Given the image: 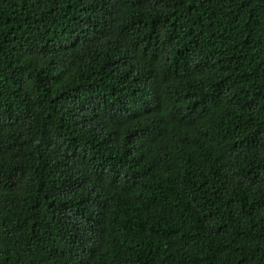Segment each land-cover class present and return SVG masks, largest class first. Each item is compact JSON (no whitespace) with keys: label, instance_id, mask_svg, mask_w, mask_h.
<instances>
[{"label":"trees","instance_id":"1","mask_svg":"<svg viewBox=\"0 0 264 264\" xmlns=\"http://www.w3.org/2000/svg\"><path fill=\"white\" fill-rule=\"evenodd\" d=\"M0 264H264V0H0Z\"/></svg>","mask_w":264,"mask_h":264},{"label":"clouds","instance_id":"2","mask_svg":"<svg viewBox=\"0 0 264 264\" xmlns=\"http://www.w3.org/2000/svg\"><path fill=\"white\" fill-rule=\"evenodd\" d=\"M143 22L144 19L138 17H131L126 20V23L134 30H140ZM159 158L165 166L160 169L152 166L146 174L140 175L137 181L138 184L135 186H138V188L136 190L134 188L133 200L139 203L144 209L150 207L148 203H152L153 197L157 194V186L168 184L173 181L174 178H178L179 175L180 168L177 162L175 161L169 164L170 160H166V155L160 148ZM166 167L168 171L164 170ZM150 227H153L152 230L163 228L161 226L153 225H150Z\"/></svg>","mask_w":264,"mask_h":264}]
</instances>
